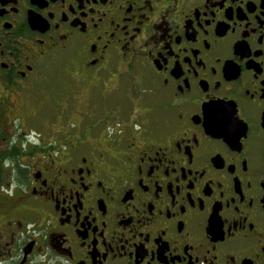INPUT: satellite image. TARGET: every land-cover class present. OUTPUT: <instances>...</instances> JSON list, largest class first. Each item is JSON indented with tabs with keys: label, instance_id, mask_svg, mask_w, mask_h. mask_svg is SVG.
Instances as JSON below:
<instances>
[{
	"label": "flooded vegetation",
	"instance_id": "af4514ba",
	"mask_svg": "<svg viewBox=\"0 0 264 264\" xmlns=\"http://www.w3.org/2000/svg\"><path fill=\"white\" fill-rule=\"evenodd\" d=\"M0 264H264V0H0Z\"/></svg>",
	"mask_w": 264,
	"mask_h": 264
},
{
	"label": "rangeland",
	"instance_id": "374dc122",
	"mask_svg": "<svg viewBox=\"0 0 264 264\" xmlns=\"http://www.w3.org/2000/svg\"><path fill=\"white\" fill-rule=\"evenodd\" d=\"M65 98V97H64ZM64 98L63 99H61V100H59V101H63V103L65 102L64 101ZM57 105H58V103H57ZM56 105V109H58V106ZM48 117V115L46 114V113H44V114H41V117H40V119H41V121L44 119V120H47L46 118ZM48 119H51V118H48ZM55 120V123H56V127H55V129H53L54 127H52V128H49V130L46 128V126H42L41 125V127L43 128V130L46 132V130H47V134H49V135H52L54 132H58L59 131V129H61V127H63V126H66L68 123H70V124H68L69 126H72V128H74L75 127V124L73 123L74 121H76V122H78L79 121V118H76V117H71V116H69V117H67V116H65V117H63V118H60V117H55V118H53V121ZM106 119L105 118H99V125L100 126H102L105 122ZM103 121V122H102ZM42 123V122H41Z\"/></svg>",
	"mask_w": 264,
	"mask_h": 264
}]
</instances>
